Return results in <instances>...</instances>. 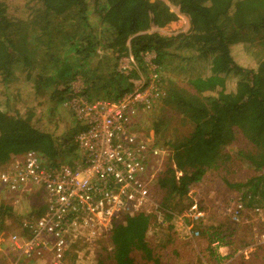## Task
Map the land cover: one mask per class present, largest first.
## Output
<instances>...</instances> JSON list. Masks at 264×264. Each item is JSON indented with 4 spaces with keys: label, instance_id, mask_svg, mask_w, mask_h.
<instances>
[{
    "label": "trees",
    "instance_id": "1",
    "mask_svg": "<svg viewBox=\"0 0 264 264\" xmlns=\"http://www.w3.org/2000/svg\"><path fill=\"white\" fill-rule=\"evenodd\" d=\"M167 1L178 6L179 12L188 18L187 32L170 36L147 32L151 21L162 27L174 18L161 1L0 0V86L5 96L0 108V166L7 164L12 155L27 150L38 151L51 165L63 157L69 156L67 160L73 161L77 157L74 143L66 144L64 140L59 144L55 131L38 126L42 122L34 111L11 108L12 100L17 101L20 94L13 95L17 84H10L19 74L22 78L19 90L24 83L31 82L38 95L43 90L47 93V88H43L54 84L48 88L52 90L48 101L60 113L59 108L71 97L68 86L62 91L55 86L68 84L78 76L91 84L90 88L97 84L115 91L122 88L116 99L120 93L128 92L123 87L129 77L117 72L115 64L119 57L130 52L143 73L148 71L144 53L151 55L149 63L153 71L169 61L191 64L194 60H206L209 75L188 78V89L172 83L162 94V107H170L173 118L180 116L190 131L162 143L168 157L158 173L155 193L163 210L176 206L206 173L232 165L231 156L221 153L223 147L229 146L234 158L252 168L254 176L227 186L240 193L239 199L246 206L264 207V38L260 43L262 57L255 66L250 61L237 62L232 53L238 31H251L255 36L264 31V0ZM57 18L70 27L63 29L56 24ZM94 19L105 31L106 49L111 57L96 64L93 63L98 56L96 48L103 41L92 28ZM130 73L135 75V70ZM231 74L235 80L227 83ZM142 107L143 103L135 102L125 109L132 132L136 129L130 116ZM72 115L77 125L74 129L83 128ZM161 125L152 127L158 133ZM178 172L181 176L176 177ZM171 201L176 203L171 205ZM12 211L9 203L0 200V225ZM151 222L149 216L137 215L114 226L109 239L102 243L104 248L109 243L111 252L104 257L99 255L93 264H105L104 260L107 264H139L132 259L133 252L142 253L145 262L152 260L145 241V231ZM195 228L207 237L209 246L215 240L226 246L231 244V228L207 230L201 224ZM258 249L264 252V246Z\"/></svg>",
    "mask_w": 264,
    "mask_h": 264
},
{
    "label": "built area",
    "instance_id": "2",
    "mask_svg": "<svg viewBox=\"0 0 264 264\" xmlns=\"http://www.w3.org/2000/svg\"><path fill=\"white\" fill-rule=\"evenodd\" d=\"M141 93L133 92L128 103L125 97L114 102L71 97L63 106L83 126L75 130L72 138L79 158L51 165L39 153L28 150L0 168V197L4 202L10 201V206H21V196L29 193L30 186L43 187L47 192L40 199L37 214L21 216L20 227L28 232L23 243L25 254L36 255L40 260L50 257L46 264H63L65 257L72 254L88 256L93 264L99 255L111 252L112 246L106 243L104 248L102 243L109 239L114 226L126 219L142 214L153 216L157 225L164 223L163 209L153 192L168 150L130 131L129 119L124 115L132 103L149 106ZM179 176L180 172L176 177ZM187 212L191 218L196 213L197 223L203 218L193 204L173 219L183 221L186 236L196 237L199 230L185 220ZM225 213L231 223L250 227L254 243L239 252L248 259L247 254L264 246V207L246 206L237 197ZM222 245L215 240L210 247L220 251L226 247Z\"/></svg>",
    "mask_w": 264,
    "mask_h": 264
},
{
    "label": "rangeland",
    "instance_id": "3",
    "mask_svg": "<svg viewBox=\"0 0 264 264\" xmlns=\"http://www.w3.org/2000/svg\"><path fill=\"white\" fill-rule=\"evenodd\" d=\"M149 1H161L169 8V12L172 13L174 18L162 27L157 26L151 21L148 24L147 32L158 33L163 36L187 32L189 29L188 18L179 12L178 6L169 4L167 0ZM22 18L24 19V17ZM93 23L95 24L92 28L96 30L97 37L101 38V41H103V44L96 48L98 56L93 59V63H99L102 59L104 61H109L111 57L108 56L109 53L106 49V39H104L105 31L96 23L95 19ZM56 24L60 25L63 29H66L65 26L68 25L59 18H57ZM68 26L70 27V25ZM250 32L251 31H238L232 53H234L237 62L250 61L255 66L256 62L260 61L262 57L260 43L264 38V31L259 33L260 36L252 35ZM143 57L144 61L147 62L149 73L147 70L146 73H143L141 68L135 65L132 52L127 56L119 57L116 61V71L124 72L125 76L128 75L129 78L127 83H130V86L127 84L123 87L128 88V92L120 93V97L118 96L119 98L117 99V91L121 92L122 88L115 91L111 88H107L109 86H102V84H97L90 88L91 84L87 83V81L85 83L81 76L76 77L68 84L64 82H62L61 85L56 84L55 89L62 91V88L68 86V95L83 101L114 102L125 97L127 98L124 100L125 103L131 100L130 98L128 99V97L133 92L141 91V97H144L142 100L146 99V101H148L147 105L149 106L142 107L136 114L130 116L132 117L131 121L133 120L134 122L135 132L139 133V136L146 139L150 144L164 146L162 143L167 141V139L180 138V136H184L190 131V127L181 120L180 116L173 118L171 113L172 109L170 107H162V94L165 88L173 83L179 88L188 89L189 87L186 84L188 78L205 77L209 75V63L206 60H194L191 64L181 63V61H169L168 65L161 66L158 68V71H153L149 63L151 55L144 53ZM89 65H91V63H89ZM133 69L135 70V75L130 73V70ZM99 73L102 74V70L99 71ZM16 74H18V72H16ZM21 79L19 74V77L12 80L10 84H17L16 88H13V95L20 94V96L16 98L17 101L12 100L14 102H12L13 106L11 104V108H21V112L29 110L34 111L42 122L40 124L37 123L38 126L44 130L51 129L55 131V134L58 135L56 139H58L59 144L63 143L64 140H66V142H64L66 144L73 142L72 138L76 132L74 127L77 126L76 120L72 115L74 113L62 105L64 108H59L60 114L58 110H55L54 103L48 101V95H50V91H52L48 88L54 86V84H50L43 88L45 90L47 88V93L43 90L38 92L39 94L37 95L31 87V82L24 83L22 85V90H19L18 84ZM232 80H235V75L233 74L228 77L227 83H230ZM160 81L164 82L159 83ZM233 82L234 81H232V83ZM3 91V87L0 86V92H2L0 93V101H2L0 108L3 107V100L5 97L3 96ZM129 114L131 115L130 112ZM158 123H162V125L160 127L161 132L157 133L152 126L153 124L158 125ZM242 146H245V144L243 143ZM74 147L77 151V157L74 159H78L79 151L75 143ZM221 153H228L231 156L230 160L233 166L230 165L226 167L225 170L223 168L219 170L214 169L213 173L210 174L206 173L200 183L196 184L193 188L192 186L190 187L191 189H189L187 198L184 197L176 206L171 207L173 209L168 208L163 211L161 218L164 217L165 221L161 225H157L153 219L154 217L150 215L149 218H152V222L147 225L145 241L148 249L151 251L152 260L145 262L142 258V253L133 252L131 257L134 261L139 264L144 262L145 264H264V252L260 249L256 251L257 253L255 252L256 254H247L248 259H245L244 256L239 253L245 247L253 245L254 241L251 236L252 231L250 227L230 223L225 213V209L231 201L240 196L237 190L227 186L228 183L245 182L247 179L254 176L253 169L247 167L244 161L234 158L231 147H223ZM21 154H23V152H21ZM21 154L12 155L11 157H19ZM67 157L60 158L59 162L72 161L67 160ZM10 162L11 160L3 166L9 165ZM0 168H2V165ZM27 189H29V193L26 195L24 192V195L21 196V206L16 208L12 207L13 211L10 217L4 218L3 222H1L0 264H46V262L49 261L50 257L40 260V257L36 255H27L23 252L25 248L23 243L28 239V232L23 231L20 227L21 216H24L26 213L37 214L35 210L37 201L43 199L47 195L43 187L33 188L30 186ZM0 200H3V198L0 197ZM5 202L11 203L7 200H5ZM174 203L176 202L171 201V205ZM193 204H195L197 210L203 214V218L197 223L198 219L195 220L194 218L196 213L193 214V219L190 216L191 214L187 212L186 221L190 220L194 226L201 224L202 228L205 227L207 230L210 228L220 231H224L225 228H231L233 230V236L230 239L231 242L233 241V244L222 248L225 249L229 247L228 251L223 250L221 252L222 249L218 251L210 248L207 237L200 233L192 238L186 236V231L182 223L183 221L173 219L174 216L179 217V215L185 213ZM165 215H170V217L166 219ZM256 229L259 230V226H257ZM12 235H16V238L12 239ZM222 253L226 256L222 257ZM91 259L92 257L76 256L72 254L65 257L63 264H90L89 262H91ZM104 263L107 264L106 260H104Z\"/></svg>",
    "mask_w": 264,
    "mask_h": 264
},
{
    "label": "clouds",
    "instance_id": "4",
    "mask_svg": "<svg viewBox=\"0 0 264 264\" xmlns=\"http://www.w3.org/2000/svg\"><path fill=\"white\" fill-rule=\"evenodd\" d=\"M28 151V150H27ZM32 151H34V150H32ZM26 152V151H25ZM36 152V151H35ZM23 153H24V151H23ZM38 153V152H37ZM21 154V153H20ZM40 155H41V153H40ZM79 155V154H78ZM44 157V156H43ZM44 159L47 161V159L44 157ZM56 162H59V161H56ZM66 162H68V163H71V162H73V160L72 161H66ZM153 194H154V196L156 197V199L157 200H159V203L161 204V202H160V198H159V196H157L156 195V193H155V191L153 192ZM261 206V205H260ZM161 207H162V205H161ZM36 208H38V207H36L35 206V210H36ZM164 211V210H163ZM140 215H142V214H140ZM145 216V215H144ZM165 221V220H164ZM253 253H255V252H253ZM102 257H104V254L103 255H101Z\"/></svg>",
    "mask_w": 264,
    "mask_h": 264
},
{
    "label": "crops",
    "instance_id": "5",
    "mask_svg": "<svg viewBox=\"0 0 264 264\" xmlns=\"http://www.w3.org/2000/svg\"><path fill=\"white\" fill-rule=\"evenodd\" d=\"M40 204H41V201L38 200V201H37V204H36V207L39 206ZM231 244H233V241L231 242ZM223 250H227V251H228V250H229V247H227V248H225V249H222L221 252H222ZM221 252H220V253H221ZM221 256L223 257V256H226V255L222 253Z\"/></svg>",
    "mask_w": 264,
    "mask_h": 264
}]
</instances>
